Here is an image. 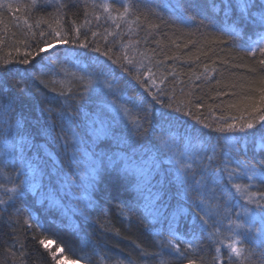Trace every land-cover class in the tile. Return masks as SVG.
<instances>
[{
  "label": "snow or ice",
  "instance_id": "6c2138e0",
  "mask_svg": "<svg viewBox=\"0 0 264 264\" xmlns=\"http://www.w3.org/2000/svg\"><path fill=\"white\" fill-rule=\"evenodd\" d=\"M80 3L83 22L76 25L72 20L73 29L66 31L63 21L70 4L64 0H0V10L11 14L8 22L0 14V46L11 41L10 51L0 56V211L17 202L40 204L43 211L58 213L48 222L70 231L72 241L81 245L84 254L72 264H106V258L96 257L95 248L91 254L85 251L91 245L87 229L93 213L102 211L116 188L129 195L117 205L122 215L127 218L125 205L128 212L136 210L135 201L146 221L161 225L155 233V251L136 244L141 257L151 258L141 264H264V74L233 93L240 99L228 107L239 116L218 117L215 126L205 123L183 104H165L162 89L153 91L159 86L151 68L140 72L148 57L130 54L140 41L121 43L116 52L117 42L109 44L108 37L122 32L105 28L102 46L95 41L98 32L89 28L93 20L103 18L115 29L127 25L129 35L141 23L150 32L159 27L149 20L159 18L155 9L142 12L136 0ZM53 4L55 14L34 15ZM157 7L182 24L215 29L213 43L230 44L254 58L259 54L255 63L264 72V0H170ZM82 28L88 31L82 33ZM65 45H72L73 51L61 58ZM111 65H119L152 101L171 111L157 116L143 93L127 97ZM204 68L205 73L210 71L208 65ZM249 71L257 73V68ZM59 73L66 79H46ZM56 83L59 90L49 87ZM45 89L64 98L59 110L51 106ZM182 116H191L210 131L184 127ZM39 137L58 151L38 147ZM101 144L109 149L115 145L119 151H95ZM165 161L171 167L166 168ZM35 228L41 235L39 244L49 249L47 230L40 223ZM201 233L216 245L211 261L198 256ZM67 247L75 254L72 242ZM7 251L16 256L14 246ZM63 251L60 247L52 252L55 264L67 259H57Z\"/></svg>",
  "mask_w": 264,
  "mask_h": 264
},
{
  "label": "trees",
  "instance_id": "16d2710c",
  "mask_svg": "<svg viewBox=\"0 0 264 264\" xmlns=\"http://www.w3.org/2000/svg\"><path fill=\"white\" fill-rule=\"evenodd\" d=\"M64 2L69 3L70 6L65 9L66 16L63 24L66 31H71L74 27L72 20L76 21V25L83 22V7L80 0H64ZM136 2L140 5V11L142 12L155 9L159 13V18L156 16L149 17L152 24L159 25L158 28H153L149 32L147 25L141 23V28L129 35L127 25H122L121 29H115L111 21H105L102 18L100 21L93 20V23L89 25L91 31L98 32L95 41L102 46L104 45L105 41L102 36L105 28L123 33L122 36L108 37L109 44L113 41L117 42L114 48L116 52L121 51V43L140 41L133 45L136 51L130 54H134L139 58V54L144 53L148 57L144 61L145 67L140 68V72L144 73L147 68H151L159 86L158 89L154 88L153 91L163 90L166 95L160 96V99L165 104L173 103L174 107L177 104H183L191 110L193 116H200L205 123H211L213 126H215L218 117L239 116L240 113L229 108L228 105L236 103L240 99L239 95H233V93L239 94L242 91L241 86L248 84L257 74H264V72H261L260 66L255 63L260 58L259 54L254 58L233 48L230 44L213 43L212 41L216 35L215 29L199 26L197 23L182 24L168 11L157 7V5L169 3L170 0H136ZM171 2L175 3V0H171ZM187 2L195 3L196 0H187ZM73 3L76 4L75 7L71 6ZM44 11L55 14V5L48 6L46 9H42L41 13H34V15L43 14ZM0 14L3 15L6 22L10 21L11 14L6 9L0 10ZM89 18L91 19V17ZM85 31H88V29H81L82 33ZM91 31L88 32L90 39ZM240 43L243 45L244 42L241 41ZM10 45L11 41L8 40L0 46V56L7 55L10 51ZM72 51V45L62 46L61 58L66 52L71 54ZM76 51L84 50L76 49ZM12 54L13 56L16 55L15 52ZM89 54L97 55L94 53ZM101 59L105 58L101 57ZM204 65L209 66L210 71L208 73H205ZM68 67L71 69V65ZM111 67L113 75L120 80L121 85L124 87V94L127 97H139L143 93L145 99L153 104V110L157 116L160 111H171L152 101L151 97L144 92L143 88L132 77L122 72L119 65H111ZM250 67H256L257 73L250 72ZM197 76L200 79H197ZM46 79L60 81L66 78L63 73H59L49 75ZM162 79L164 83L161 84ZM233 84L236 85L235 88L231 87ZM64 86L72 85L65 84ZM49 87H55L59 90L61 85L56 83ZM73 90L75 91V88ZM45 92L48 100L51 101V106L59 110V104L63 102L64 98L48 89H45ZM169 97H172V99L170 100ZM196 104H201L203 107L197 108ZM37 115H39L38 112ZM173 115L179 114L173 113ZM182 122H186L184 127L190 130L193 128L200 129L204 134L210 131L203 128L202 124L197 123L191 116H182ZM215 135L213 133V136ZM36 144L45 152L58 151L53 145H46L43 137L37 138ZM101 150L109 152V154L119 151L115 145H112L110 149L105 148L103 144L95 148L97 152ZM165 167H171L167 161H165ZM133 195L135 194L133 193ZM128 200L129 195L127 193L114 188L112 197L104 203L102 211L93 213V222L87 229L91 245L85 251L91 254L92 248H95L96 257L106 258V264H116L118 260H123L125 264H128L129 260L134 261L135 264H141L144 259L150 260L151 258L140 256V249L136 247V244H140L148 251L156 250L155 233L161 228V225H153L146 221L143 218L142 207L135 205V201H132V203L136 210L128 212L125 205L127 218L122 215L117 205L124 204ZM43 207L47 208V203ZM29 213H31V216H29ZM57 216L58 213H54V211H43L40 204L32 207L30 201L17 202L14 207L7 208L6 211H0V264H55L52 252L60 247H63L64 251L57 253V259L67 257L63 264L72 263L77 256L83 255L81 245L79 242L72 241L70 231L65 228H58L48 222L49 219H55ZM97 219L100 223H95ZM25 221L31 223L33 227L29 228ZM36 223L42 224L47 230L44 233V238L51 241L49 249H45L39 244L41 235L35 228ZM100 224H104V228L100 227ZM105 228L110 230L105 231ZM116 230L119 231V234ZM69 242H72L75 254L68 251L67 245ZM13 246L16 252L15 257L7 251ZM197 246L198 256H203L208 261H211V257L216 254V245L206 233L198 235ZM222 251L225 250L222 249ZM21 253H24V255L21 256Z\"/></svg>",
  "mask_w": 264,
  "mask_h": 264
},
{
  "label": "rangeland",
  "instance_id": "374dc122",
  "mask_svg": "<svg viewBox=\"0 0 264 264\" xmlns=\"http://www.w3.org/2000/svg\"><path fill=\"white\" fill-rule=\"evenodd\" d=\"M67 264H72V263H67Z\"/></svg>",
  "mask_w": 264,
  "mask_h": 264
}]
</instances>
